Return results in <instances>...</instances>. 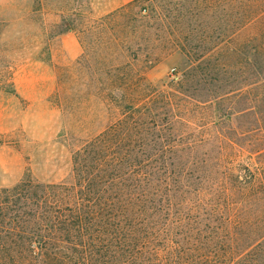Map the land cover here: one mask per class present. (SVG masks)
Wrapping results in <instances>:
<instances>
[{
    "label": "rangeland",
    "instance_id": "1",
    "mask_svg": "<svg viewBox=\"0 0 264 264\" xmlns=\"http://www.w3.org/2000/svg\"><path fill=\"white\" fill-rule=\"evenodd\" d=\"M0 264H264V0H0Z\"/></svg>",
    "mask_w": 264,
    "mask_h": 264
}]
</instances>
